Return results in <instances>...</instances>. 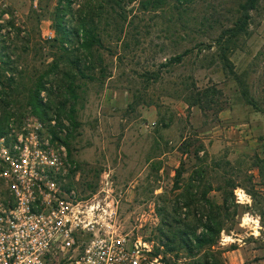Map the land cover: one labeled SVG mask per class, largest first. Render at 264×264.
I'll return each mask as SVG.
<instances>
[{
	"label": "rangeland",
	"instance_id": "obj_1",
	"mask_svg": "<svg viewBox=\"0 0 264 264\" xmlns=\"http://www.w3.org/2000/svg\"><path fill=\"white\" fill-rule=\"evenodd\" d=\"M87 1L94 12L102 11L104 18L98 28L105 46L87 60L95 64L89 70L93 80L78 81L82 85L78 127H72L66 115L61 117L63 125L57 126L54 110L50 121L43 120L27 104L30 89L41 75H47L53 82L47 86L53 84L59 95L61 73L47 74L54 59L62 61L61 68L68 67L60 60L61 51L51 46L59 0H40L37 6L29 0H8L0 5V54L10 56L17 77L21 76L7 108L12 113L8 132L11 125L22 130L30 119L43 122L45 131L53 135L52 128H56L62 139L72 128L68 138L71 154L66 146L80 171L77 185L82 193L89 195L112 184L121 195L123 226L154 240L155 246L161 222L158 209H171L176 202L183 206L186 201L181 195L197 166L209 165L211 177L225 172L211 170L213 158L230 160L234 168L229 174L244 185L236 189L241 193L236 197L242 214L230 234L222 233L220 246L230 264H264L260 204L247 190L255 189L264 206V176L252 167L254 155L264 151V111L247 104L213 46L220 33L218 20L224 21L229 0H196L182 15L172 5L144 12L138 3L126 4L127 0L114 10L107 6L108 0H73L72 25L84 7L89 11ZM123 16H127L125 21ZM185 49L192 51L181 63L162 66ZM79 53L84 62L83 52ZM231 60L238 73L248 76L250 92L264 109V0L252 12L249 34L238 42ZM154 73L160 75L157 80L152 78ZM192 79L199 88L208 87L215 94L211 107L189 106L184 100L183 90ZM42 95L49 101L47 91ZM54 98L57 102L58 97ZM187 141L193 144L184 155ZM200 144L208 154L205 162L194 155ZM183 161L177 188L176 171ZM214 185H218L216 180ZM209 196L221 200L218 191Z\"/></svg>",
	"mask_w": 264,
	"mask_h": 264
},
{
	"label": "trees",
	"instance_id": "obj_2",
	"mask_svg": "<svg viewBox=\"0 0 264 264\" xmlns=\"http://www.w3.org/2000/svg\"><path fill=\"white\" fill-rule=\"evenodd\" d=\"M196 0H127L126 4L138 3L142 11H157L170 5L179 10L180 14L187 13L189 6ZM262 0H229L230 7L227 14L224 15V21L218 20L220 33L213 39V46L217 48L218 61L225 70L233 76L241 89V93L247 104L254 106L257 110L264 111L261 104L251 94L248 85V76L240 74L234 69V63L231 60V54L236 50L238 42L242 37L249 34V28L252 19V12L256 10ZM73 0H59V6L54 14L55 33L51 40V46L61 51L60 60H64L68 67H62V61L54 59L47 74L54 71L61 73V81L58 85L59 95H55L54 85L47 86V75L40 76L34 81L27 99V104L31 107L33 114L38 115L43 120L50 121L53 110L58 116L57 126L63 125L62 115H66L72 127H78L77 104L80 98V89L82 85L78 82L83 79H92L90 71L95 64L88 63V58L94 54L95 50L104 48V37L99 32V23L104 18L102 11L94 12L91 7V1H87L86 9L79 12L77 23L72 25L74 15ZM124 0H108L107 6L114 10L116 6L121 7ZM102 6V4H101ZM91 7V8H90ZM85 10V12L83 11ZM87 11V12H86ZM127 16H123L125 21ZM208 20V19H207ZM214 28L215 25H210ZM1 29V24H0ZM204 43H201L203 45ZM208 46V45H206ZM96 48V49H95ZM83 52L85 61L83 62ZM191 49H185L183 52L172 57L168 62L162 63V66L181 63L191 52ZM5 57V58H4ZM9 70L12 73H9ZM90 70V71H89ZM15 68L12 67L10 56L0 54V138L8 133L12 113L8 108L11 98L14 95V86L20 83ZM152 78L158 79L159 73H154ZM188 84V82H187ZM47 91L49 101L44 100L43 91ZM211 89L199 88L192 79L184 92V100L189 106H198L200 108H209L215 101V94L210 93ZM58 97L57 102L54 97ZM223 107H219L221 110ZM72 129V128H71ZM70 129V132H71ZM54 135L71 148L68 138L59 137L56 128H52ZM193 142L187 141L182 148V153L189 154ZM204 152L201 156L200 153ZM195 157L205 162L208 156L204 145L200 144L194 150ZM209 165L201 164L196 167L190 177V183L185 188L181 197L185 198L183 206L176 202L171 209L159 208L161 222L158 227L159 241L152 252L153 257H157L162 264H230L224 256V250L220 246L223 232L230 234L240 223L237 219L241 216L242 204L238 201L235 190L244 186L241 181L229 174V170L234 168L230 160L213 158L210 164L211 170L222 168L224 173L209 176ZM232 167V168H231ZM252 167L259 170L260 176H264V151L257 153L253 157ZM184 172V161L176 171V186L180 188L179 179ZM251 180V178H249ZM218 185H214V181ZM255 203L260 204L258 211L264 226V206L258 202V195L255 189H247ZM212 191L220 193L221 200L217 201L209 194ZM187 208L183 212V208ZM151 240V239H150ZM233 249L235 245L231 246Z\"/></svg>",
	"mask_w": 264,
	"mask_h": 264
},
{
	"label": "built area",
	"instance_id": "obj_3",
	"mask_svg": "<svg viewBox=\"0 0 264 264\" xmlns=\"http://www.w3.org/2000/svg\"><path fill=\"white\" fill-rule=\"evenodd\" d=\"M11 126L0 138V264H162L154 240L123 226L112 184L83 194L66 144L43 122Z\"/></svg>",
	"mask_w": 264,
	"mask_h": 264
}]
</instances>
